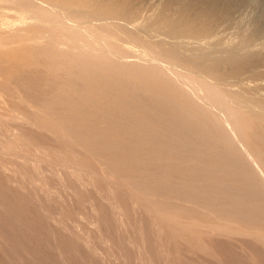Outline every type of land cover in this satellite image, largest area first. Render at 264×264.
Here are the masks:
<instances>
[{
	"label": "rangeland",
	"instance_id": "obj_1",
	"mask_svg": "<svg viewBox=\"0 0 264 264\" xmlns=\"http://www.w3.org/2000/svg\"><path fill=\"white\" fill-rule=\"evenodd\" d=\"M117 2L121 12L95 24L126 27L174 53L203 56L207 65L221 61L216 76L201 69L208 81L264 101V0ZM34 20L0 0V264H264V198L250 193L236 205L241 190H258L261 181L243 186L217 172L218 155L191 157L192 149H182L184 128L175 126L182 121L191 135L201 133L186 114L199 117V103L217 119L219 108L189 91L164 60L159 67L180 81L149 65L136 77H117L118 65L154 58L125 38L118 43L133 55L117 56L111 37L99 38L103 45L89 36L69 41ZM86 40L97 47L91 54L105 56L96 67H85L92 61L81 47ZM248 113L241 112L246 143L264 160V126ZM215 135L204 137L220 140ZM207 174L220 177L208 181ZM212 196L227 200V213L207 209Z\"/></svg>",
	"mask_w": 264,
	"mask_h": 264
},
{
	"label": "bare ground",
	"instance_id": "obj_2",
	"mask_svg": "<svg viewBox=\"0 0 264 264\" xmlns=\"http://www.w3.org/2000/svg\"><path fill=\"white\" fill-rule=\"evenodd\" d=\"M5 1L9 2L13 6H16L18 9H21V10L24 9L28 13L32 14V16L37 20L38 26H40V24L42 22L43 24L49 23L46 25H49V26L51 25V26L56 28V29H52V27H48V26L46 27L45 24L43 26L41 25V27H43V28L46 27V29H44V30L47 33H54L55 32L57 34L64 35V36L69 38V41H72L71 39H74V41H76L79 37H82L80 40H83V39H86L83 37H88V36L90 38L89 40H92L93 38H91V37H95L98 39V41H100L101 45H103L104 43L102 44V41L99 40V38L101 39L102 37H111V38L115 39V41H116L113 43L112 48L116 49L117 52H119V53H117V56H118V54H121L122 51H124L125 53L126 52L131 53L129 48L121 46L118 43V41L123 40L121 38H125L126 41L132 42V43H134V45L136 44L137 46L141 47V51L144 52V55L146 53V54H148V56L151 55L152 57H154L153 59L149 58V63L146 62V59L143 63V60L147 55L143 58V60L141 57L142 55H140V61H138L137 63L136 62L135 63H132V62L127 63L126 62L123 65L122 64L118 65V68L120 70H118V68H117V71L115 72L117 77L118 76L122 77V76L129 74V73H131L130 75H134L135 73L141 75L142 70L146 71V69H144V68H147L146 65H149V67H153L152 69H157V70H162V68H163L164 71H168L172 67L174 69H177L175 71L178 74L175 71H173L172 69H170L171 73L168 72V74H167L168 77L166 76V78L169 82L173 81L172 79L174 78L175 75L173 77H172V75L174 73H176V75L179 76V79H182V81L185 83V86L189 89V91H194V92L199 91V94L200 93L204 94L203 97L208 99L207 101H208V103H210V105L212 103L213 105H215L216 108H219L220 115L223 114L224 116H227V115L231 116L230 118H229V116H227L228 117V120H227V117L222 118L223 115L219 116V113H217V117L218 116L221 117L220 118L221 122H223V120L225 121V119L227 120L226 122H224L226 124L223 123L224 125H222V123H220V120L217 121L219 117L217 119H215L213 116L209 115L205 111V109H202L200 106H198L199 103H198V105L196 103V105H194V107L199 109V111H200L199 117L197 115H195L193 110H189V112L186 115H187V118L189 120L192 119V120H195L197 122V124L201 128V133L191 135L183 126L184 123L182 121H178V123H175L177 130L179 129L178 127H182L185 130L184 135H186V137H185L186 139L184 140V144L182 145L183 148L182 147L181 148L186 149L188 151V153H189V150L192 149L191 150V157L195 156L196 155L195 152H197V151L202 152L203 154L206 153V154L215 155V156L218 155L219 156L218 161H219L220 165L218 166L216 171L217 172L227 171L230 176H233V177L239 179L243 183V186H245L244 184H246V182L249 183L248 180L258 179L259 181H261V185H260V188L258 190L255 189L254 191H251L248 188H246V189H243V191L241 190V192L239 191L241 194L238 195L239 200H238L236 205H239L240 201H242L243 198L245 199V197H247L250 193L251 194H254V193L257 194V192H258L264 198V160L261 158H257L258 157L257 153L253 150V148H251L250 145L249 146L247 145L246 140H245V136H244V131L246 130V126H245L244 122L242 121L243 116L241 117L242 111L250 112L251 114L255 115L256 118H258V120H260L261 124L264 126V101L258 97L257 98L254 97V95L251 96L250 94L243 92L241 90H240V92H237V93L236 92L235 93L230 92L229 90L224 89L222 84L218 85V84L212 83L210 78L208 81L207 76H205L206 74L204 75V73L201 72V69L208 66L207 69H209L211 71V73L215 74V76H216L218 74V72H216L217 70L215 71L216 68L214 67V65L217 63L220 64L221 61H216V62L213 61L214 64L212 65L211 61H209V59L211 58L210 57L207 60L209 61V63L211 65H207V64H205L206 61H201L204 59L203 56L202 57L201 56L200 57L193 56V55H195V53L194 54L192 53V55H190V54L186 55L188 57L180 55V54H178V52L174 53L173 52L174 51V46H173L174 44L172 45L173 51H171V49L169 50L170 47L168 48V46H167L168 49H164L163 47H166L164 45H163V47L161 44H160L161 46H157L158 44L154 45L151 42H149L147 39H144L145 37L140 35L141 33L140 34L135 33L133 31L127 29L126 27H121V26H117V25L99 24V23L95 24L94 21L104 20L107 18V16L116 15V14H119L121 12V11L119 12L120 8L117 5V3H118L117 0H5ZM39 1L50 2L51 4H53V6H55L63 14V17L59 16V14L57 15L56 14L57 11L54 12L49 7L43 6L42 3H40ZM223 6L224 5H222V7ZM214 9H216V8H214ZM36 20H34V21H36ZM70 21H74L76 24H74V22L72 24H70ZM109 22L110 21H108L107 23H109ZM56 25H59V26H56ZM144 30H146V29H144ZM193 31L194 30L192 28L191 29L189 28L188 30L170 29L169 34L173 37H179L180 35H183L186 33H193ZM53 35H55V34H53ZM66 37H63V38H66ZM68 38H66V39H68ZM93 40H95V39H93ZM95 41H97V40H95ZM87 42L88 41L86 40V43ZM110 42H112V41H110ZM81 43H84V42H81ZM90 43L91 44H88V43L86 45L84 44L85 45L84 47L81 46L84 49L87 58L92 59V61H88L87 63H85L86 68L87 67H96V66H94L96 64V62H100V61H103V59H105V56L102 57L101 55L91 54L90 51L93 49L94 46L93 47L91 46L92 47L91 48L90 45H92V42H90ZM105 43H107L106 46L104 45L105 47L110 45L108 42H105ZM62 44H64V43H62ZM179 44H180V42H179ZM69 45H71L70 42H69ZM93 45L98 46L99 44H97V42H96V44L93 43ZM182 45H183V43H182ZM53 46H54V44H53ZM104 46L102 48H104ZM180 46H181V44H180ZM98 47H100V46H98ZM109 47H111V45ZM94 48H97V47H94ZM58 49H60V48H58ZM58 49H57V53H59ZM73 49H74V47L70 48L69 50L72 51ZM76 49L79 50L80 47H76ZM104 49L106 50V48H104ZM138 49L140 50V48H138ZM98 50H100V49H98ZM101 50H103V49H101ZM175 51H177V50H175ZM178 51L181 52L180 50H178ZM42 52H44V51H42ZM181 53H183V52H181ZM207 53H209V52H207ZM185 54H187V53H185ZM229 54H230V52H229ZM42 55H44V54H42ZM122 55L121 56L119 55L121 57V59H122ZM124 55H126V54H124ZM131 55H133V53H131ZM196 55H198V54H196ZM209 55L210 54H208V56ZM212 56H214V54ZM217 56H218V54H217ZM40 57L43 58V57H45V55L41 56V54H40ZM162 57H163V59H162ZM204 57H207V56H204ZM231 57H232V55H231ZM82 58H83V55H82ZM213 58H215V56ZM219 58H218V60H219ZM236 58H238V57L236 56ZM118 60H120V59H118ZM147 60H148V58H147ZM160 60H164L165 61L164 64H166V61H167V67L166 66L165 67L168 68L170 66V68L168 70H165L164 67H162V68L159 67L160 65L158 64V62ZM235 61H237V60H235ZM225 62H228V61L225 60ZM145 63H147V64H145ZM158 67L161 69H158ZM121 68H123V69H121ZM171 70L173 71V74H172ZM161 74H162V72H161ZM170 74H172V75H170ZM200 74H202V75H200ZM169 75L171 76L170 78H169ZM203 75L206 77V79H204L205 77L202 78ZM177 76H175V77L178 79ZM208 77H209V75H208ZM176 78H174V79H176ZM211 79H213V81H214L215 77L211 78ZM222 80H223V78H222ZM222 80H221V82H222ZM239 80H241V79H239ZM217 81L219 83H221L220 80H216L214 82L216 83ZM234 81H236V80H234ZM190 82H192V84H189ZM223 82H225V81H223ZM228 82H230V81H228ZM197 84H199V86H197ZM232 85H234V84H232ZM121 88L124 89V86L121 85ZM182 90H183V88H182ZM184 90H186V89H184ZM187 90L183 91V93L187 92ZM248 90H250V88ZM256 90H257V88H256ZM149 92L150 91H148V89H145V91H143L144 96H146V94H148ZM194 92H190V93L192 94ZM257 92H259V91H257ZM202 94H200V95H202ZM200 95H197L196 98H198V96H199L201 99ZM193 96H195V95H193ZM172 100L173 99L171 98L170 101H172ZM196 100H198V99H196ZM203 100L201 102H203ZM143 101H145V100H143ZM197 102H200V101H197ZM191 104H192V102H191ZM210 105L208 106V108L210 107ZM216 108H213V109H216ZM206 109H207V105H206ZM178 110H179L178 113L180 114V112H182V111L180 109H178ZM209 110H210V108H209ZM210 111H212L213 114L215 113V110L214 111L210 110ZM216 111L218 112V109H216ZM250 113H248V114H250ZM214 115L216 116V113ZM157 120L161 123H162V121H164L162 119H157ZM164 124L169 126V121H166ZM186 131H187V133H186ZM213 133L216 134L215 136H217L220 140H217L216 138L213 141L206 140V137H204V136L209 135V136L214 137ZM240 133L241 134L243 133L242 136H240ZM259 139L261 142L264 141V136H262V137L259 136ZM157 141H158V143L159 142L162 143L161 139L157 138ZM222 147L223 148L226 147L227 149L226 150L225 149H223V150L219 149ZM223 151H226V152H223ZM219 177H220V175H218V174L217 175H213V174L208 175L207 174L206 179L208 181H210L211 179H217ZM247 184H246V186H247ZM210 186L211 185L209 184L207 186V188H205V190L208 194L210 193V190L212 188ZM211 198H213V199L211 200ZM211 198L208 201H206L208 203V207H207L208 210H211L214 212H219V210H221V212L227 213V211L229 210L228 209L229 203L227 202L226 199H220L216 196H212ZM213 200H215V201L211 202ZM224 208H226V209H224Z\"/></svg>",
	"mask_w": 264,
	"mask_h": 264
}]
</instances>
